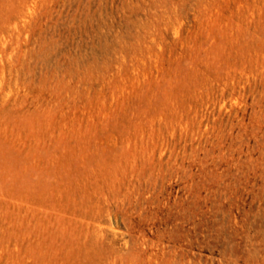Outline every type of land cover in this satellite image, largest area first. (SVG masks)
<instances>
[{
  "label": "rangeland",
  "instance_id": "374dc122",
  "mask_svg": "<svg viewBox=\"0 0 264 264\" xmlns=\"http://www.w3.org/2000/svg\"><path fill=\"white\" fill-rule=\"evenodd\" d=\"M0 264H264V0H0Z\"/></svg>",
  "mask_w": 264,
  "mask_h": 264
}]
</instances>
